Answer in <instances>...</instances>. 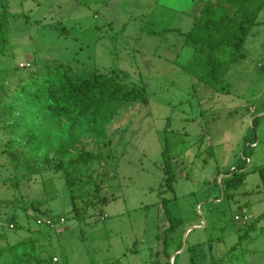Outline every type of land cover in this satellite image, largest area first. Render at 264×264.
Wrapping results in <instances>:
<instances>
[{"label": "rangeland", "instance_id": "obj_1", "mask_svg": "<svg viewBox=\"0 0 264 264\" xmlns=\"http://www.w3.org/2000/svg\"><path fill=\"white\" fill-rule=\"evenodd\" d=\"M206 2L0 0L9 23L0 52V264H35L34 253L57 257L53 264H264V188L252 172L264 166V6L245 58L226 73V94L184 70L194 51L183 33ZM59 63L121 79L149 101L119 104L109 118L53 119L22 97ZM165 145L172 191L163 190ZM83 151L101 158L76 166ZM69 161L67 182L57 165ZM237 167L249 173L227 190ZM72 197L83 207L77 216Z\"/></svg>", "mask_w": 264, "mask_h": 264}, {"label": "trees", "instance_id": "obj_2", "mask_svg": "<svg viewBox=\"0 0 264 264\" xmlns=\"http://www.w3.org/2000/svg\"><path fill=\"white\" fill-rule=\"evenodd\" d=\"M200 14L195 16L192 28L183 33L185 45L192 47L194 55L190 58L184 70L207 85L213 87L219 93H231V84L225 78L230 66L245 58L244 44L251 32L252 26L257 22L259 13L263 9L264 0H206ZM5 12L7 10L5 9ZM9 23L5 17H0V52L8 46ZM35 90H31L28 97H22L27 105L36 104L43 107L44 111L53 119L61 117L86 118L95 114L102 118L113 115L117 105L127 102L149 101L144 89L129 86L121 79L108 76L102 72H92L85 77L76 72L69 64L59 63L53 70L41 78L32 81ZM36 102V103H35ZM38 108V107H36ZM14 123V121H13ZM35 137L31 133L29 139ZM65 152V151H64ZM211 154L213 150L210 151ZM14 154V152H11ZM101 158V155H99ZM99 156L92 152L83 151L77 157L75 163L82 164L93 161ZM163 161L166 169L164 191L174 190L175 173L173 170L172 156L169 148L165 145L162 151ZM71 161L67 164L57 165L70 176ZM252 172H258L264 188V166H256ZM247 169L237 167L225 179L227 190L236 188L248 174ZM224 181V180H223ZM102 186V185H101ZM97 188V186H96ZM164 191H160L162 193ZM76 196V195H74ZM82 196V195H77ZM73 211L80 214L81 207L77 200L72 197ZM169 201L163 197L165 205ZM169 210L166 209V213ZM170 217V228H175L177 217ZM15 218V215L12 217ZM166 243V241H165ZM166 249V248H165ZM35 264H53L54 257L43 258L34 253L32 256ZM58 260V258H57ZM56 260V261H57Z\"/></svg>", "mask_w": 264, "mask_h": 264}, {"label": "built area", "instance_id": "obj_3", "mask_svg": "<svg viewBox=\"0 0 264 264\" xmlns=\"http://www.w3.org/2000/svg\"><path fill=\"white\" fill-rule=\"evenodd\" d=\"M246 159H248L247 157H246ZM229 176V175H228ZM220 180V182L223 184V180L222 179H219ZM241 217L240 216H236V219L237 220H239ZM243 219L244 220H248V217L247 216H244L243 217ZM39 222H41V221H39ZM12 227H13V225H11ZM57 260V257H54V261H56Z\"/></svg>", "mask_w": 264, "mask_h": 264}, {"label": "crops", "instance_id": "obj_4", "mask_svg": "<svg viewBox=\"0 0 264 264\" xmlns=\"http://www.w3.org/2000/svg\"><path fill=\"white\" fill-rule=\"evenodd\" d=\"M247 158H248V157H247ZM248 159H249V158H248ZM237 216H240V215H237ZM244 216H247V215L240 216L241 218H240L239 220H241V221H248V220H249V217L247 216V217H248V220H244V219H243ZM235 219H236V217H235ZM236 220H237V219H236Z\"/></svg>", "mask_w": 264, "mask_h": 264}]
</instances>
